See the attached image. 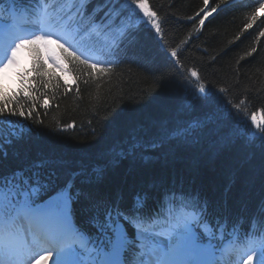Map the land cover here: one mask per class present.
Listing matches in <instances>:
<instances>
[{
  "label": "trees",
  "instance_id": "16d2710c",
  "mask_svg": "<svg viewBox=\"0 0 264 264\" xmlns=\"http://www.w3.org/2000/svg\"><path fill=\"white\" fill-rule=\"evenodd\" d=\"M29 2L17 0L28 8ZM261 3L229 0L198 30L200 19L219 0H209L207 6L204 0H148L157 13L165 50L151 31L138 30L126 55L110 60L111 73L95 78L79 74V93L73 81L65 93L58 72L59 87L54 80L44 88L35 76V99L18 98L26 112L35 103L33 117H8L22 121L31 134L3 145L6 156L0 154V168L7 173L42 164V178L51 176L57 185L79 173L75 185L84 195L72 208L73 222L80 228H88L94 201L120 196L126 207L138 193L153 209L160 208L165 192L175 190L190 194L185 204L197 198L201 206L207 202V218L227 221L222 228L227 232L255 231L258 227L249 226V217L264 199V144L251 137L248 126L252 113L260 119L264 110ZM241 100L242 111L237 112L233 105ZM195 121L207 126L195 130L191 143L173 140L147 153L119 155L133 136L149 139L158 129L188 127ZM97 164L106 165L101 177L91 172ZM170 201L171 196L163 202L166 206Z\"/></svg>",
  "mask_w": 264,
  "mask_h": 264
},
{
  "label": "snow or ice",
  "instance_id": "6c2138e0",
  "mask_svg": "<svg viewBox=\"0 0 264 264\" xmlns=\"http://www.w3.org/2000/svg\"><path fill=\"white\" fill-rule=\"evenodd\" d=\"M8 2L11 7L0 6V32L3 33L0 78L18 81L19 89L0 85V154L5 156L4 144L31 134L22 121L8 117L19 116L25 120L33 117L35 103L26 112L24 104L18 101L21 94L28 100L35 99L32 92L36 85L30 79L33 74L40 78L38 82L44 88L54 80L57 81L54 86L59 87L58 69L65 76L73 77L79 93V74L95 78L97 74L108 75L114 67L111 61H101L88 53L113 54L128 32L140 23L150 24L157 35L161 33L157 13L150 9L148 0H31L35 5L31 11L18 5L17 0ZM228 2L219 0L206 15ZM208 3L209 0H204L206 6ZM260 7L264 8V3ZM5 12L7 19L2 15ZM255 19L254 11L252 20ZM199 23L203 25L204 20ZM260 35L264 36V32ZM25 53L30 68L25 64ZM171 55L175 57L176 51ZM191 75L197 77V72L192 71ZM64 85L65 93L72 90L67 79ZM199 91H205L203 86ZM243 104L241 100L233 107L240 112ZM47 105L45 98L44 106ZM260 112V119L256 112L252 113L248 131L264 144V110ZM206 126L202 121H195L188 127L158 129L149 139L133 136L128 148L121 149L119 155L147 153L173 140L191 143L189 138L195 130ZM42 166L35 164L7 173L0 168V264H40V260H48L54 253L52 264H219L216 247L202 243V235L193 227L202 228L203 235L209 238L226 228L227 221L213 222L207 218V202L201 206L197 198L182 203L181 206L195 210L192 215L168 211L163 217L165 223L160 225L162 213L148 209L146 197L138 193L126 207L122 206L120 196L111 201L97 200L88 209V228H80L73 222L72 208L84 195L75 185V177L80 174L74 173L71 179L57 185L51 176L42 178L38 171ZM105 168L106 165L97 164L91 172L101 177ZM169 196L174 203L177 196L186 200L190 194L165 192L160 208H165L163 201ZM253 225L260 229L259 235L254 233L242 242L233 239L223 249V264H253L254 260L255 264H264V199L249 217V226Z\"/></svg>",
  "mask_w": 264,
  "mask_h": 264
},
{
  "label": "rangeland",
  "instance_id": "374dc122",
  "mask_svg": "<svg viewBox=\"0 0 264 264\" xmlns=\"http://www.w3.org/2000/svg\"><path fill=\"white\" fill-rule=\"evenodd\" d=\"M149 25H150V24H149ZM26 57H27V56H26V54H25V58H26ZM25 64H26L27 67L30 66V61H28L27 58L25 59ZM49 64H51V63L49 62ZM53 259H55V255H52V257L49 258L48 260H40V264H52L51 261H52Z\"/></svg>",
  "mask_w": 264,
  "mask_h": 264
}]
</instances>
